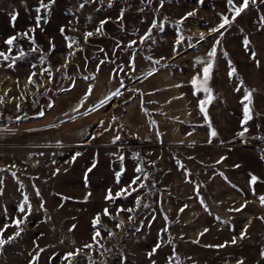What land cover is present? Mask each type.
<instances>
[{
	"label": "rangeland",
	"instance_id": "rangeland-1",
	"mask_svg": "<svg viewBox=\"0 0 264 264\" xmlns=\"http://www.w3.org/2000/svg\"><path fill=\"white\" fill-rule=\"evenodd\" d=\"M43 4L48 7L41 0H0V52L9 56L0 57V228L10 225L3 238L15 237L0 247V264H69L64 256L78 249L71 264H264V0L250 3L217 33L210 30L222 22L221 14L234 15L227 0ZM189 12L195 15L183 19ZM11 37L13 44H6ZM216 40L208 85L213 99L205 117L198 104L207 94L190 81L202 75L206 65L198 61L208 60ZM120 44L173 69L188 96L187 139L128 137L109 116L74 143L49 139L44 127L32 125L54 91L86 70L93 51L105 46L107 56ZM248 90L253 119L243 124ZM143 159L156 168L157 189L146 208L148 189L139 187L147 169ZM250 174L259 178L255 185ZM136 176L137 191L105 199L109 189L115 196ZM25 195L31 210L25 205L21 213ZM15 219L24 220L19 229Z\"/></svg>",
	"mask_w": 264,
	"mask_h": 264
},
{
	"label": "crops",
	"instance_id": "crops-1",
	"mask_svg": "<svg viewBox=\"0 0 264 264\" xmlns=\"http://www.w3.org/2000/svg\"><path fill=\"white\" fill-rule=\"evenodd\" d=\"M123 48L117 45L107 56L105 46L93 51L98 55L87 59L86 70L74 74L66 86L54 91L49 107L41 111L44 115L32 117V125L44 127L49 139L79 142L90 135L102 118L113 119L118 98L129 96L130 100L122 103L118 118L120 126L132 137L152 143L187 139L188 96L173 69L156 63L149 53L136 47H129L127 52ZM89 89L91 94L86 95ZM117 90L121 94L112 96Z\"/></svg>",
	"mask_w": 264,
	"mask_h": 264
},
{
	"label": "snow or ice",
	"instance_id": "snow-or-ice-1",
	"mask_svg": "<svg viewBox=\"0 0 264 264\" xmlns=\"http://www.w3.org/2000/svg\"><path fill=\"white\" fill-rule=\"evenodd\" d=\"M200 2L202 3L203 0H200ZM228 2V5L230 6V10L234 12V15L232 17V19L230 20L229 17L227 15H223L221 14V23L215 27V28H212L210 30V33H217V32H220L221 29H224L226 26H231V24L235 21L236 17H239L241 15V13H243L246 9L249 8L250 6V3L251 4H256L257 0H242V3L237 6L235 3H234V0H227ZM41 6L44 7V8H47L48 5L46 4H43V0H41ZM37 11H39V9H37ZM195 15V12H189L186 14V16L183 18V19H187L188 17L190 16H194ZM15 19V16H13V20ZM183 19L180 21V23L183 22ZM261 20L264 21V17H261ZM103 24L104 22H101V25L100 27L97 28V33H100L102 28H103ZM153 27H159V25H157L155 22L153 23L152 25ZM61 31L63 32V29H61ZM25 36L27 35V33L24 34ZM88 36H92L93 33L89 32L87 33ZM149 38L147 35L144 37V39H147ZM200 39H204V36L203 34H201L200 36ZM15 40V37H11L9 38L8 40L5 41L6 44L8 45H12L13 44V41ZM34 42V41H33ZM179 42V41H178ZM135 41H132L131 44H134ZM131 44L129 46H131ZM220 44V41L219 40H216L215 41V44L214 46L212 47V49L208 52L207 56H208V60L207 61H204V60H200L198 61L199 63L201 64H205L206 66L203 68V73L202 75L201 74H197V76H195L191 81L190 83L193 85V87L199 92V91H203L204 93L207 94L206 96V99L204 100H200L199 101V110L205 115V117H207V109H206V105L208 103L211 102V100L213 99L212 95H211V88L208 86L209 85V81L211 79V71H212V68H213V60L214 58L216 57V54H217V45ZM249 44V41L248 40H245L244 41V46L245 48H247ZM68 47L71 48L72 47V44L69 43L68 44ZM24 53L21 52V56H23ZM226 55V53H225ZM0 57H3L4 60H8L9 59V56L6 55L5 53L3 52H0ZM149 60H151V57H148ZM103 63V62H102ZM156 63H159V61H156ZM9 67H12V65H8ZM45 71H48L47 69H45ZM236 73V69L233 67L231 69V72L229 73V75H233ZM32 75H35V73H33ZM85 79H88L87 77H85ZM29 83H34V81L31 79V77L29 78ZM236 91H240L241 89L240 88H236L235 89ZM91 94V89H89V92L86 94V95H90ZM121 93L119 92V90H117L116 92H113L111 95L112 96H118L120 95ZM107 99H111V97H108ZM244 101H247V103L245 104ZM2 98H0V103H2ZM101 105L103 106L104 104V101H101L100 102ZM241 103L244 105L243 107V112H244V119H243V124H247L250 120L253 119V116H252V109L250 107V105L252 104V91L251 90H248L245 92L244 96H243V100L241 101ZM39 115H44L43 112L39 113ZM248 129L245 128L244 131L240 132L239 135L240 136H243L244 135V132H246ZM217 135L216 131L213 129L211 131V136L215 137ZM116 139H119V137L117 136ZM211 142V141H209ZM77 156L79 155V153L76 154ZM121 159H123V157H121ZM261 159H264V156L261 157ZM93 167H95V165H93ZM89 171H91V169H89ZM141 169L140 168H137L136 169V172H140ZM13 176H15V173H13ZM120 176H121V173L120 172H117L116 173V182L119 183L120 182ZM258 177H256L255 175H252L250 174V185H255L256 182L258 181ZM140 180V177L139 176H136L133 178V180L131 181V183L125 187V188H122L119 192L116 193L115 196H113L112 192H111V189L108 190V193L107 195L105 196V199L106 200H110V201H114L116 198L118 197H122V196H125V195H130L131 193L129 192V189H131L132 191H137L138 189L137 188H133L132 185L136 184V182ZM85 181L87 182V178L85 177ZM139 187H144L143 183H141L139 185ZM0 194H2V191H0ZM37 195H39V191L37 190ZM90 195V193H89ZM65 199H67V197H65ZM260 200L262 203H264V196H261L260 197ZM140 203L139 200H136V204L138 205ZM201 203H203V201H201ZM25 205H28V211L30 212L31 210V206L28 202V197L25 195L24 196V203L18 205V210L21 212V213H25L26 209H25ZM42 206V205H41ZM121 211H128V212H131L132 209H121ZM182 211V210H181ZM104 215H110L108 213V210L105 209L104 210ZM24 222L23 219H15L14 221V226L16 228H20V225ZM100 223V217L99 215L94 219V222H93V226L95 227L97 224ZM122 223V222H121ZM10 225H5L3 228H0V247H3V245L9 243L12 239H14L15 237H9L8 239H4L3 238V233L4 231L7 230V227H9ZM119 226V225H117ZM207 231V230H206ZM111 234V233H110ZM20 235V232L17 231L15 233V236H19ZM97 236H100V232L97 230L95 232V236L93 237V239L95 240V238ZM241 238H243V235L241 236ZM236 241L233 240L232 243H235ZM97 245L99 244V241H96ZM85 248H93L94 245L93 244H86L84 245ZM102 247V246H101ZM157 247H159V245H157ZM221 247H223V245H221ZM155 251V250H154ZM80 252V250L78 249L75 253L73 252H69L67 253L65 256H64V260L68 261L69 264H71V259L73 256L75 255H78ZM151 255V253H150Z\"/></svg>",
	"mask_w": 264,
	"mask_h": 264
},
{
	"label": "trees",
	"instance_id": "trees-1",
	"mask_svg": "<svg viewBox=\"0 0 264 264\" xmlns=\"http://www.w3.org/2000/svg\"><path fill=\"white\" fill-rule=\"evenodd\" d=\"M130 100V97L129 96H126V97H122V98H118V101L113 109V112H112V117L114 118L115 120V124H116V128L118 130L121 131L122 134L128 136V137H131L130 134H128L124 128H122L120 126V120L118 118L119 114H120V111L122 109V103L123 102H126V101H129ZM51 103V97L49 99V101L45 104V106L43 108H47ZM142 104L144 105V102L142 100ZM43 108L41 109V111L43 110ZM146 108V107H145ZM147 113L150 114V111L146 108L145 109ZM36 115H39L36 114ZM144 160V163L146 165V173H145V180H144V186L148 189L146 191V203L143 205V208H146L148 206V203L150 201H152L153 199V192H155V190L157 189V185H156V179H155V175H156V168H155V164L154 162H151V161H147L146 159H143Z\"/></svg>",
	"mask_w": 264,
	"mask_h": 264
}]
</instances>
